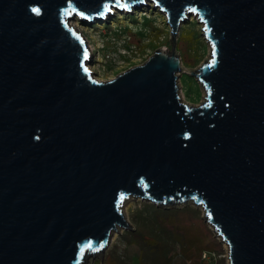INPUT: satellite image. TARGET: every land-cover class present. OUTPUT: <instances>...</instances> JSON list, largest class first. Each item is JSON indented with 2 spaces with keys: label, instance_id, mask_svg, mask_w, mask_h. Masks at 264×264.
Segmentation results:
<instances>
[{
  "label": "water",
  "instance_id": "obj_1",
  "mask_svg": "<svg viewBox=\"0 0 264 264\" xmlns=\"http://www.w3.org/2000/svg\"><path fill=\"white\" fill-rule=\"evenodd\" d=\"M123 1L0 0V264H86L132 230L130 198L200 207L228 264H264V0ZM145 1L173 46L180 22L203 26L198 105L174 48L105 82L86 67L69 18Z\"/></svg>",
  "mask_w": 264,
  "mask_h": 264
},
{
  "label": "rangeland",
  "instance_id": "obj_2",
  "mask_svg": "<svg viewBox=\"0 0 264 264\" xmlns=\"http://www.w3.org/2000/svg\"><path fill=\"white\" fill-rule=\"evenodd\" d=\"M154 5L145 1L129 7V11L111 5L112 13L106 11L92 20L72 16L68 25L89 50L86 67L103 82L143 64L159 48L168 52L174 48L182 68L177 80L182 101L198 105L204 90L198 79L186 72L209 57L203 26L197 17L189 16L178 24L173 46L167 17ZM151 204L130 198L122 209L132 226L127 232L132 235L125 238L124 230L112 234L104 253L88 258L86 264H228L226 245L204 220L202 208L188 204L154 212Z\"/></svg>",
  "mask_w": 264,
  "mask_h": 264
},
{
  "label": "trees",
  "instance_id": "obj_3",
  "mask_svg": "<svg viewBox=\"0 0 264 264\" xmlns=\"http://www.w3.org/2000/svg\"><path fill=\"white\" fill-rule=\"evenodd\" d=\"M150 209H151L152 211H154V212H157V211H159V210H166V211H167V210H169V209H164V208L156 207V206H155V205H153V204H151V206H150ZM134 231H136V230H134ZM126 233H127V234H126ZM132 233H133V232H127V231H126V232H124V234H123V235L125 236V238H127V237H126V235H128V236H131V235H132ZM130 239H131V238H130ZM130 239L128 240V243H129V244H132V243H133V241H132V240H130ZM160 255H163V253H162V252H160ZM182 256L184 257V256H185V254L183 253V255H182ZM184 258H185V257H184Z\"/></svg>",
  "mask_w": 264,
  "mask_h": 264
},
{
  "label": "snow or ice",
  "instance_id": "obj_4",
  "mask_svg": "<svg viewBox=\"0 0 264 264\" xmlns=\"http://www.w3.org/2000/svg\"><path fill=\"white\" fill-rule=\"evenodd\" d=\"M191 11H195V9H190ZM85 58H87V52H85ZM213 63H214V60H213ZM92 243L91 242H89L87 245H86V247L87 248H92ZM99 247L100 248H103L104 247V244L103 243H101L100 245H99ZM96 250H99V249H96ZM83 251H84V249H81V253H83Z\"/></svg>",
  "mask_w": 264,
  "mask_h": 264
},
{
  "label": "bare ground",
  "instance_id": "obj_5",
  "mask_svg": "<svg viewBox=\"0 0 264 264\" xmlns=\"http://www.w3.org/2000/svg\"><path fill=\"white\" fill-rule=\"evenodd\" d=\"M112 236V235H111ZM225 244V243H224ZM109 245V244H108ZM226 245V244H225ZM226 248H227V245H226Z\"/></svg>",
  "mask_w": 264,
  "mask_h": 264
}]
</instances>
